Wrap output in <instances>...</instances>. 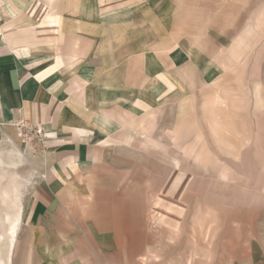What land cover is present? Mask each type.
<instances>
[{"label":"crops","instance_id":"obj_1","mask_svg":"<svg viewBox=\"0 0 264 264\" xmlns=\"http://www.w3.org/2000/svg\"><path fill=\"white\" fill-rule=\"evenodd\" d=\"M178 1L166 5L169 24L174 17L168 26L153 0H0V117L24 118L45 130L42 153L27 160L37 179L28 182L26 224L60 225L69 234L87 223L108 240L113 226H125L118 230L123 239L129 218L146 224L151 210L156 228L177 233L188 224L192 194L207 202L204 168L176 166L174 134L166 144L157 134L175 112L184 121H174V129L206 128V120L192 116L198 105L191 104L202 105L207 86L223 74L207 75L215 71L217 53L199 51L192 38L216 33V58L224 51L221 37L230 36L229 48H235L242 36L237 18L229 26L227 17L238 16V6ZM211 15L215 19L207 22ZM247 103L240 101L243 109L230 116L232 124L246 122ZM231 109L215 106V113L238 111ZM5 131L18 143L13 126ZM16 207L20 225V203ZM80 209H87V221H79ZM99 254L87 252L88 260L112 253ZM70 257L77 262L80 254Z\"/></svg>","mask_w":264,"mask_h":264},{"label":"rangeland","instance_id":"obj_2","mask_svg":"<svg viewBox=\"0 0 264 264\" xmlns=\"http://www.w3.org/2000/svg\"><path fill=\"white\" fill-rule=\"evenodd\" d=\"M153 2L160 5V13H165L164 17H159L160 21L172 26L174 17L169 24L166 15V5L172 4V0ZM183 2L178 1L181 5ZM228 2L238 6V16L227 17L229 26L230 20L237 18L238 30L235 31L242 38L236 47L229 48L230 36L221 37L224 51L216 58L219 53L214 41L216 33H206L204 41L198 40L199 35L192 38L199 43V51L210 49V56L217 53L215 71L208 70L207 75L210 76V72L215 76L223 74L222 79L207 86L202 105L191 104L198 105L193 107L196 112L192 116L206 120V128L174 129V121L176 126L184 121L181 112H175L160 122L157 134L159 141L165 144L174 134L176 166L200 164L204 168L200 177L206 182L207 202L198 203L192 194L186 229L169 233L159 226L156 228L151 210L146 213V224L137 223L134 215L129 218L132 223L126 226L123 239H119L118 230L125 226H113L116 231L112 233V240H108L102 239L95 226L87 223L74 225L69 234L60 225H28L29 209H24L23 203L28 195V182L37 179L34 167L27 161L33 158L24 156L20 144L3 142L0 143V239L1 244L6 245L1 249L5 257L0 259V264H264V0ZM227 12L234 14L235 11ZM211 19L215 18L208 16L207 22ZM240 101L249 103L246 122L238 118L235 122L233 119L232 124L230 116H237L243 109ZM205 105L208 112H204ZM215 106H233L231 110H236L237 106L238 111L215 113ZM216 114L223 117V123L218 118L215 121ZM216 122L218 129H215ZM171 125L168 131L166 127ZM159 161V167L163 168L165 160ZM220 171L222 176H218ZM19 203L18 234L8 250L5 234H9L11 223L19 220L16 207ZM87 212V209L79 210V221H87ZM72 252H79L77 262H71V259L75 261L70 257ZM87 252L89 257L100 255L99 252L112 254L106 258L96 255L94 260H88ZM66 254L68 257L64 258Z\"/></svg>","mask_w":264,"mask_h":264},{"label":"built area","instance_id":"obj_3","mask_svg":"<svg viewBox=\"0 0 264 264\" xmlns=\"http://www.w3.org/2000/svg\"><path fill=\"white\" fill-rule=\"evenodd\" d=\"M7 125L14 127L18 143L6 133ZM44 140L45 130L41 124L30 122L24 118L7 122L0 117V143L20 144L25 157H38L44 149Z\"/></svg>","mask_w":264,"mask_h":264},{"label":"bare ground","instance_id":"obj_4","mask_svg":"<svg viewBox=\"0 0 264 264\" xmlns=\"http://www.w3.org/2000/svg\"><path fill=\"white\" fill-rule=\"evenodd\" d=\"M4 194V193H3ZM5 195V194H4ZM15 219V218H14ZM1 220V219H0ZM3 222V221H2ZM10 222H12V220L10 221ZM19 223V220L18 219H16L15 221H13L11 224V227H10V229H9V234H5L6 236H5V238H6V241H8L7 243H8V250H9V248H11L12 246H13V244H14V242H15V240H16V237H17V234H18V224ZM4 241V240H3ZM1 242H2V239H0V259L1 258H3L4 259V257H5V255H4V257H3V254L1 253V249H3L2 247L4 246V245H6V244H1ZM8 253V252H7ZM9 256H10V252H9ZM7 259V258H6ZM5 259V260H6ZM4 260V261H5Z\"/></svg>","mask_w":264,"mask_h":264}]
</instances>
